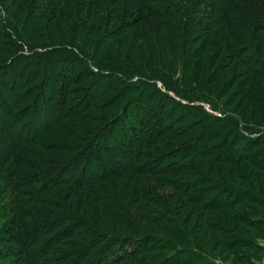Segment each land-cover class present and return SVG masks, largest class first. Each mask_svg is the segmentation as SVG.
Segmentation results:
<instances>
[{"label": "rangeland", "instance_id": "374dc122", "mask_svg": "<svg viewBox=\"0 0 264 264\" xmlns=\"http://www.w3.org/2000/svg\"><path fill=\"white\" fill-rule=\"evenodd\" d=\"M84 1L44 0L40 8L31 7V0L3 2L6 18L17 23L24 42L35 47L61 42L73 44L74 51L79 50L82 68L90 71L92 76L97 67L105 70L121 68L142 76L135 75L129 80L133 84L106 78L107 92L86 111L81 107L86 95L89 93V96L93 90L90 84L95 78L87 81L91 75L82 73L87 83H76L70 87L69 101L60 106L58 111L62 117L56 121L44 110L45 105L41 104L43 98L40 99V112H32L31 105L35 104L40 89L35 93L33 91L34 99L26 106L19 105L20 109L15 111H20L23 118H16L15 114L5 117L11 128L3 130L5 138L0 137V154L7 143L4 139L18 141L25 149H31L43 158L45 161L40 163L45 167L54 160L67 158L77 149V154L83 157L82 163L86 164L88 160L87 166L93 171L94 159L88 158L91 152H96V147L103 145L109 150L107 141L114 142L116 138L118 142L124 138L128 145L133 140L135 146L140 138L141 144L146 142L147 147L142 154L134 156L136 171L126 173L116 181L111 178L92 185L86 184L88 176L83 175L81 180L85 186L80 188L77 185L78 188L73 190L63 182L51 189L49 194L60 197L72 207L73 212L75 208L79 210L78 204L85 202L86 206H81L77 214L95 227V219L90 215L96 200L102 212L101 220L105 223L98 229L106 236L116 234L120 238L150 236L166 239L174 235L172 230L176 225L191 239L192 250L199 249L204 257L203 261L195 264H264V202L252 203L253 196L264 197V172L254 165L257 160L264 161V64L256 70L249 67L245 73L244 65L239 60L232 61L224 46L232 36L233 46L241 54L250 53L264 63V28L253 30L248 23L245 25L250 18L246 17L248 14L243 9L249 2L236 0L235 8L227 5L230 7H227L228 10L232 8L242 12L236 19H231L224 17L222 8H211L200 1L192 4V0H173L171 8L161 10L159 17L147 16L146 12L144 16V11H140L141 7L135 6L132 0H102V6L95 4L91 8ZM252 8V19L264 25V14L258 11L257 6ZM139 11L142 17H138ZM117 32L122 34L116 39L114 33ZM13 50L0 47V54L8 55ZM65 57L67 55L60 56ZM55 63L56 60L49 59L43 67L49 70ZM21 66L27 71L33 67ZM21 66H10L3 73L12 68L11 73L17 71L20 75ZM59 67L60 64H57L56 68ZM80 71L81 66L76 67L75 72ZM27 75H31L30 72ZM40 85L36 82L31 88ZM160 105L165 106V114L170 118L166 121L170 128L166 137H155ZM65 108L69 110L67 115H63ZM32 117V124L26 125ZM232 124H236L240 132ZM22 125L25 128L20 138L16 139L17 128ZM90 135L92 138L87 137ZM28 137H31V142L26 140ZM256 139L262 142L252 146L251 140ZM225 142H237L240 147L249 145L244 150L249 162L232 165L215 160L209 151L213 144ZM44 144L46 149L52 145L61 146L58 147L61 153L44 151ZM184 146L204 150H199L202 155L197 158L163 159L161 153L174 147L185 149ZM18 154L23 156L25 153L19 151ZM51 155L52 161L49 160ZM107 155L110 162L112 156L109 152ZM149 162H158L166 168L181 166L188 171L178 175L177 182L170 173L153 175L144 172ZM7 168L20 170V167L0 160V264H28L33 259L19 247L16 240H20V235L15 240L12 223L18 207L24 212L28 207L20 200L25 195L16 193L9 186ZM170 179L171 182L166 181ZM75 181L78 183V180ZM212 182L218 192L223 189L219 195H227L226 199L235 197V190L248 194L229 210L203 209L202 204L208 201L211 204L213 194H218H212ZM177 183L183 189L180 194L174 189ZM115 185L122 198L117 197ZM129 188H137L140 192L141 208L149 214L143 222V215H140L144 214L143 211L127 204ZM190 196L196 197L197 203L187 202ZM67 206L66 209L69 208ZM220 214L233 218L243 214L244 220L238 223V228L216 229L215 224L219 223L216 219ZM226 225L224 223L222 227L230 228ZM241 239L256 244L257 248L250 250L241 243ZM240 256L245 258L240 259ZM143 257L144 254L138 255L122 264H135Z\"/></svg>", "mask_w": 264, "mask_h": 264}, {"label": "trees", "instance_id": "16d2710c", "mask_svg": "<svg viewBox=\"0 0 264 264\" xmlns=\"http://www.w3.org/2000/svg\"><path fill=\"white\" fill-rule=\"evenodd\" d=\"M3 1L4 0H0V47L12 48L14 50L8 55L2 56L0 54V137L5 138L6 136H4L3 130L11 128L5 119L8 114L10 117L15 114L16 118H23V116H20L22 115L20 111L19 113H15V111L20 109L19 105L24 104L26 106L32 101V99H34L32 98L33 91L35 93L38 89H40L36 97L37 100H35V104L31 105L32 112L34 111L35 113H39L41 104L45 105L44 110L47 111V113L51 115V118L56 121L57 118L62 115V113L58 111L61 110L60 106L65 105L69 101L68 95L71 91L70 87L76 83H79L80 85L87 83L84 81L82 73H87L86 75L89 76L91 75L90 79L87 81H92L91 79L95 78L94 83L90 84V86L93 87V90L89 96V93L86 95L85 103L81 107L86 111L97 98L104 96L105 91L107 92L108 89L105 87L106 78L109 80L110 78L119 79L126 84H133V82H130L129 80L133 79L135 75L139 76V78L142 76L137 75L131 70H122L121 68H111L105 70L97 66V70L92 76L90 71L87 70L86 72V69L82 68L83 64H81L82 62L79 58V50H77L78 52H75L73 49L75 46H73V44L61 42L53 45L43 44L44 46L41 45L35 47L27 42H24V40L20 38L19 31L16 27L17 23L15 22L14 24L11 20L6 18L5 5ZM43 1L44 0H31V7L40 8ZM132 1L135 6L141 7L140 11H144V16L146 15V12L148 14L147 16L152 15L154 17H159L158 15L161 10H168L171 8V2L173 0ZM195 1L205 2V4L209 5L211 8H222L224 11L223 15L226 18L231 17V19H236V16L242 13L238 12V10L232 9L233 7L235 8L236 0H192L190 3L193 4ZM246 1L249 2V4L247 7H244L243 11L247 12L248 15L246 17L250 18V20H248L245 25L248 23L253 30H260L264 28V25H261L252 19L251 14V12L254 11L252 7L256 6L258 11H261L264 14V0ZM84 2L89 4V8L95 4L98 6L103 5L102 0H85ZM153 4H156V6ZM176 5H178V2ZM227 5L232 6V8L229 9L230 12H228V8L230 7ZM190 6L185 7L189 8ZM182 7H184V5ZM140 11L137 12L138 17H142ZM197 12L198 11H195L194 13ZM240 24L241 23H239V25ZM216 25H219V23ZM232 27L234 26L232 25ZM117 33H114L116 34L114 35L116 39L122 34ZM233 42V37L229 36L228 42L224 45L225 50L232 57V61L239 60L240 63L244 65L246 68L245 73L249 67H254V70H256L264 64L250 53L246 55L241 54L239 49L237 50L234 48ZM58 55H67V57L60 58ZM49 59L53 61L56 60V63L55 66L48 70V68L43 66L44 64H48ZM57 64H60L59 68H56ZM19 65H33V67L27 71V69H24V66H21L22 70L20 71V75L17 74V71L11 73L12 68L8 73H3L4 69L9 68L10 66L16 67ZM78 66H81V71L76 73L75 70ZM104 71L107 72L104 73ZM27 72H30L31 75H27ZM139 78L137 80L135 79V81H138ZM40 79L41 81H39ZM36 82L41 85L36 88H31ZM28 85L31 86L28 87ZM163 85L168 87L165 84ZM182 97L189 98L187 95H182ZM41 98H43L44 101L40 104ZM38 104L40 106H38ZM25 106H22L21 108H24ZM64 110L63 115H67L69 112L68 108H65ZM159 112L160 118L156 121L157 131L155 137H166V135L168 136L170 133V128L166 121L170 118H168V114H165L167 111H165L164 105L159 106ZM33 121L34 117H32L30 121L26 122V125L32 124ZM233 126L236 127L237 132H240L236 124ZM24 128L25 127L23 125L17 128L16 139L20 138ZM245 128L248 129L247 127ZM12 131L13 130H11V132ZM87 137L92 138L91 135ZM116 139H113L114 142L111 141L110 143L107 141L106 146L109 147V150H106L102 145L96 147V152H91L88 159H94L93 171H91L90 168H88L89 166H87L89 163L88 160L86 161V164H83V157L77 154L79 151L75 148L72 149H75L74 152H76V155H73V152V154L67 158L64 157L60 160H54L53 162H50L48 166L44 167L40 161L45 160H42L43 158H39L31 149H25V147L20 145V142L18 141L13 142L11 140L8 141L4 139L5 143H7L6 146L4 145L3 151L0 154V160H3L4 163L9 162L10 164L20 167V170L18 171L7 168L6 177L9 186L16 193H22L25 195L20 198V200L23 205L28 207V210L25 212L18 207L15 212V217L12 220L14 225L15 240L16 237L20 235V240H16L19 247L22 251H24V253L29 254L30 258L33 259V262L30 263L29 261L28 264H122L123 261L130 258L133 259L134 257L143 254V260H140L135 264H195L204 260L203 255H201L198 251L199 249H195V251L192 250L191 247L194 246L190 244L191 239L187 237V234H185L184 231L177 228L176 225H173L172 231L174 235L171 234L166 239L150 236L120 238L119 236H116V234L106 236L98 229L99 225H105V223L101 220L102 212L99 209L96 200L94 201L92 214L90 215V218L95 219L97 224L95 227L87 223V220L77 214L79 213L81 206H86L85 202L78 204L79 210L75 208V212H73L74 210L72 211V207L67 206L64 200H61L60 197L56 195L53 196L54 194H49L52 191L51 189L55 186H59L63 182L72 187L73 190H76L78 188L77 185H80L81 188L86 184L92 185L97 181L105 182L111 178L116 181L121 179L126 173L136 171L134 166V156H136V154H142L143 149L147 147V143L142 142L141 144L139 138L138 141L135 142L136 144L134 146L133 140L131 141V145H128L126 141H124V138H120L119 142L116 141ZM26 140L31 142L32 139L31 137H28ZM247 142H249L248 139ZM261 142V139H256L251 140L250 144L252 143L253 146ZM241 146L242 147H240L237 142H230V144L225 142L223 144L219 143V145L213 144L212 150H210L209 153L212 154V157H214L215 160L221 163L233 165L242 163L243 161L249 162L244 152L245 149L247 150L249 145L245 144ZM58 147L61 146L52 145L50 148L46 149L44 144V151L52 150L55 154L61 153ZM184 147L185 149L174 147L167 152L161 153L163 159L170 160L178 157L197 158L202 155L199 150H204L196 149L192 146ZM19 151H23L25 154L23 156L19 155ZM107 151L109 152V155L112 156V160L110 162H108L107 159ZM51 157L52 155L49 160ZM260 161L261 160H257V162L255 161L254 165L259 169L261 168L264 172V161ZM3 171H5V168ZM187 171L188 170L183 169L181 166L171 167L170 165L166 168L159 165L158 162H149L148 167H146L144 172L153 175L170 173L173 175V179L177 181L178 175L187 173ZM191 171L195 172V170ZM239 171H241V168ZM83 175L88 176L86 184L82 183L81 177ZM90 176L93 177L90 178ZM75 180H78V183ZM166 181L171 182L172 180L170 179ZM172 183L174 184V182ZM180 186L181 185L179 183H177V186H174V189H176L179 194L183 190H181ZM115 187L117 197L122 198L121 191L116 185ZM262 188L264 191V183L262 184ZM219 191L221 192L223 189H220ZM215 192L218 194L214 195L213 193ZM220 192H218L216 184H213L212 182L213 196L211 204L209 203L210 201H208L202 204V206L200 205L201 208H212V211H220L224 209L229 210L234 205L241 203L242 198L248 194L246 191L235 190L237 195L235 197L230 196L231 198L229 197L226 199L227 195L222 197V195H219ZM53 197L55 198L53 199ZM68 197H70V194ZM140 197L141 195L137 188H129L128 196L126 197L127 204L130 205V207L134 206L137 211L139 209L143 211L144 214L140 213V215H143V222L147 219V215L149 214L141 208ZM253 197L254 201L252 203L264 202V197L262 196V199L257 198L256 196ZM186 200L187 202L193 201L194 203H197V199L194 196H190ZM65 201H67V198ZM66 206L70 209H66ZM57 208L60 212H57ZM166 209L168 210V208ZM242 215L238 214L235 218H233L227 214H224V216H221L220 214L219 218L216 219L219 223H214L215 228L220 230L238 228L240 227V222L244 220ZM224 223H226V226H229L230 228H223L222 226H224ZM241 241V243H244V246H247L250 250H255L257 248L256 244L251 243L247 239H241ZM244 258L245 257L240 256V259Z\"/></svg>", "mask_w": 264, "mask_h": 264}]
</instances>
